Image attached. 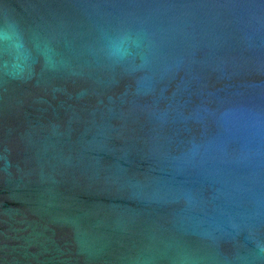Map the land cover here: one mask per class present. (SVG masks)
Instances as JSON below:
<instances>
[{
    "label": "water",
    "instance_id": "obj_1",
    "mask_svg": "<svg viewBox=\"0 0 264 264\" xmlns=\"http://www.w3.org/2000/svg\"><path fill=\"white\" fill-rule=\"evenodd\" d=\"M0 264H264V0H0Z\"/></svg>",
    "mask_w": 264,
    "mask_h": 264
}]
</instances>
